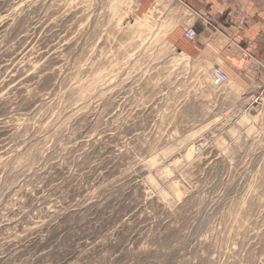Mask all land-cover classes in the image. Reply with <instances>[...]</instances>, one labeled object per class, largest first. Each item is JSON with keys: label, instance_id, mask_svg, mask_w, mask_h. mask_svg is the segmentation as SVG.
<instances>
[{"label": "rangeland", "instance_id": "1", "mask_svg": "<svg viewBox=\"0 0 264 264\" xmlns=\"http://www.w3.org/2000/svg\"><path fill=\"white\" fill-rule=\"evenodd\" d=\"M142 3L0 0V264H264V88Z\"/></svg>", "mask_w": 264, "mask_h": 264}, {"label": "crops", "instance_id": "2", "mask_svg": "<svg viewBox=\"0 0 264 264\" xmlns=\"http://www.w3.org/2000/svg\"><path fill=\"white\" fill-rule=\"evenodd\" d=\"M170 1L165 10H176L174 14L179 12L184 19L173 36L186 43L185 52L220 64L243 85L257 83L264 88V0ZM191 28L198 34L192 42L184 36Z\"/></svg>", "mask_w": 264, "mask_h": 264}, {"label": "built area", "instance_id": "3", "mask_svg": "<svg viewBox=\"0 0 264 264\" xmlns=\"http://www.w3.org/2000/svg\"><path fill=\"white\" fill-rule=\"evenodd\" d=\"M134 3H140L142 0H132ZM198 34L194 29H188L185 31V37L189 40H195L197 38ZM262 95V94H261ZM260 99V97H252L253 102H257Z\"/></svg>", "mask_w": 264, "mask_h": 264}, {"label": "bare ground", "instance_id": "4", "mask_svg": "<svg viewBox=\"0 0 264 264\" xmlns=\"http://www.w3.org/2000/svg\"><path fill=\"white\" fill-rule=\"evenodd\" d=\"M143 1V0H142ZM142 1L140 2V3H134L132 0H131V2L133 3V4H135V5H140L141 3H142ZM184 36H185V33H184ZM186 38V37H185ZM197 38H198V36H197ZM196 38V39H197ZM187 39V38H186ZM189 40V39H188ZM189 41H194V40H189Z\"/></svg>", "mask_w": 264, "mask_h": 264}]
</instances>
